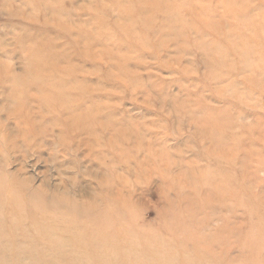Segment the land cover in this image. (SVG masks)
Segmentation results:
<instances>
[{
    "label": "rangeland",
    "instance_id": "obj_1",
    "mask_svg": "<svg viewBox=\"0 0 264 264\" xmlns=\"http://www.w3.org/2000/svg\"><path fill=\"white\" fill-rule=\"evenodd\" d=\"M0 180V264H264V0H0Z\"/></svg>",
    "mask_w": 264,
    "mask_h": 264
},
{
    "label": "bare ground",
    "instance_id": "obj_2",
    "mask_svg": "<svg viewBox=\"0 0 264 264\" xmlns=\"http://www.w3.org/2000/svg\"><path fill=\"white\" fill-rule=\"evenodd\" d=\"M177 29H179V28H177ZM177 29H175V30H177ZM210 29V28H209ZM178 34V33H177ZM45 58V56H42V55H40V57L39 58ZM55 56H53L52 57V59L54 58ZM248 59L249 58H247L245 61H244V63H249V64H251V62H248ZM206 133V132H205ZM212 138V137H211ZM223 148V147H222ZM221 148V149H222ZM2 188H4V189H8V190H10V194L8 195L7 193H6V195H7V199L8 200H14L15 198H12V195H13V192L12 191H14V187H13V185L12 184H9V183H6L5 184V182L4 181H2V180H0V190H2ZM39 195H40V193H38ZM15 195L17 196L18 194L17 193H15ZM223 195H225V194H223ZM12 198V199H11ZM246 199V198H245ZM33 201V203L34 204H36V203H38V200H32ZM64 202L65 201H63V200H59L58 201V204H57V207L61 210V208H63L64 207ZM68 203H70V202H68ZM56 207V208H57ZM90 208H92V206H89ZM202 207V206H201ZM98 209H99V212H100V214H102L101 215V217H103V220H109L111 217H115V219H121V217H119V216H117V212H116V210H115V206L113 207L111 204L109 205V207H101L100 208V206H98ZM205 209V208H204ZM105 223H106V221H105ZM258 223V225L260 226V229H259V231H260V233L263 235V237H262V240L264 241V224L261 222V221H258L257 222ZM257 258H259L258 256H257Z\"/></svg>",
    "mask_w": 264,
    "mask_h": 264
}]
</instances>
